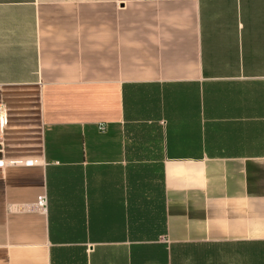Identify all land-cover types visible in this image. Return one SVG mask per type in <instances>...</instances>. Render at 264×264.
Here are the masks:
<instances>
[{
	"label": "crops",
	"instance_id": "crops-1",
	"mask_svg": "<svg viewBox=\"0 0 264 264\" xmlns=\"http://www.w3.org/2000/svg\"><path fill=\"white\" fill-rule=\"evenodd\" d=\"M0 158V264H264V0H0Z\"/></svg>",
	"mask_w": 264,
	"mask_h": 264
},
{
	"label": "built area",
	"instance_id": "built-area-1",
	"mask_svg": "<svg viewBox=\"0 0 264 264\" xmlns=\"http://www.w3.org/2000/svg\"><path fill=\"white\" fill-rule=\"evenodd\" d=\"M3 160L0 158V167L4 166ZM29 163H33V161L29 160ZM36 209H38L41 212L47 213L48 210V196L47 194L41 195L36 203L33 204Z\"/></svg>",
	"mask_w": 264,
	"mask_h": 264
}]
</instances>
